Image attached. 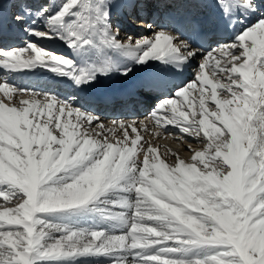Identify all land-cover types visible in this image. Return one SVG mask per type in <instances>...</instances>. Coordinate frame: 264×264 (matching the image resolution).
<instances>
[{
	"label": "bare ground",
	"instance_id": "bare-ground-1",
	"mask_svg": "<svg viewBox=\"0 0 264 264\" xmlns=\"http://www.w3.org/2000/svg\"><path fill=\"white\" fill-rule=\"evenodd\" d=\"M183 1L213 3L0 0V263L264 264V0H227L205 50L172 37Z\"/></svg>",
	"mask_w": 264,
	"mask_h": 264
},
{
	"label": "rangeland",
	"instance_id": "rangeland-1",
	"mask_svg": "<svg viewBox=\"0 0 264 264\" xmlns=\"http://www.w3.org/2000/svg\"><path fill=\"white\" fill-rule=\"evenodd\" d=\"M37 9L39 11H42V10L44 11V1H39ZM56 30H57V28H56ZM147 100H150V99H147ZM69 225H71V222L69 223ZM203 245H205V244H203ZM4 246H5V248H7L6 245H4ZM201 248H202V250L199 251V252H202L204 255L206 254V256H204V257L207 258V259L212 258L214 255L215 256L216 255L217 256H221L222 255V253H219V252L209 253L208 250H207V249H211V246H209V245L202 246ZM170 249H172V250H180V252H181L182 255H189L190 254L189 250L187 251L186 249H181L180 243H177V245H174V247H171ZM4 251H8V249H5ZM24 252H26V251H24ZM0 254H4V252H0ZM27 255H29V257L28 258L26 257V259H24L23 264L24 263H31V264H33L34 262H33V257L32 256L35 255V250L34 249H31L27 253ZM5 257H6V254H5ZM104 257H106V256H104ZM5 261L6 260H3L0 264H11L8 261H7L8 263L5 262Z\"/></svg>",
	"mask_w": 264,
	"mask_h": 264
}]
</instances>
